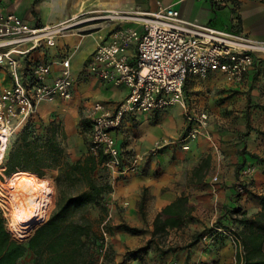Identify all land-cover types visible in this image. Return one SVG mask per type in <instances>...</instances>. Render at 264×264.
Here are the masks:
<instances>
[{
	"label": "crops",
	"instance_id": "0c3cea01",
	"mask_svg": "<svg viewBox=\"0 0 264 264\" xmlns=\"http://www.w3.org/2000/svg\"><path fill=\"white\" fill-rule=\"evenodd\" d=\"M164 6L174 7L189 20L264 40V0H0V15L13 13L34 26L81 20L58 37L54 46L30 53L31 61L50 65L46 81L59 74L62 59L70 58L71 98L40 100L27 119L33 133L46 135L47 128L54 129L64 151L61 160L74 162L92 154L86 105L94 101L114 104L127 95L126 86L103 81L85 67L98 43L108 41L117 25L130 23L106 14ZM126 53L135 60V45ZM10 84L9 74L0 67V91ZM183 96V101L159 111L128 113L113 131L122 165L132 162L135 155L140 157L134 170L105 175L109 187L103 201L108 208L107 240L113 247L114 264H235L237 248L215 226L222 230L232 224L241 227L242 212L252 216L262 207L264 61L258 59L239 83L219 72L205 78L189 75ZM203 111L208 114L210 139L179 141L191 127L187 115L195 117ZM247 165L254 167L244 178L250 189L238 192L235 183ZM100 170L99 165L94 169L95 179ZM21 174L41 180L22 170L8 178ZM47 175L55 177L57 169L47 170ZM180 197L184 200L180 224L163 226L165 216L156 222L162 209ZM124 224L140 231L131 232ZM199 232L203 235L190 245Z\"/></svg>",
	"mask_w": 264,
	"mask_h": 264
},
{
	"label": "built area",
	"instance_id": "2783aa9c",
	"mask_svg": "<svg viewBox=\"0 0 264 264\" xmlns=\"http://www.w3.org/2000/svg\"><path fill=\"white\" fill-rule=\"evenodd\" d=\"M106 17L130 23L117 25L108 41L98 43L85 67L101 80L124 85L128 91L124 99L114 104L91 102L85 107V116L90 124L89 151L104 156L101 164L111 175L134 170L140 159L135 155L129 164H121L113 131L124 115L159 111L183 101L189 75L206 77L219 72L228 81L239 83L264 55V40L254 39L243 31H224L189 20L172 6L152 11H114ZM80 21L34 26L13 13L0 15V67L11 80L0 91V163L11 136L31 117L38 101L71 98L74 78L70 58L62 59L59 74L46 81L50 65L31 61L30 53L39 47L54 46L58 37ZM131 45L136 48L135 60L126 53ZM187 119L191 122L190 130L179 141L200 136L210 139L206 112L195 117L188 114ZM253 170L252 165L240 170L235 183L237 191H244V178ZM218 230L228 236L237 252H243L233 228Z\"/></svg>",
	"mask_w": 264,
	"mask_h": 264
},
{
	"label": "trees",
	"instance_id": "16d2710c",
	"mask_svg": "<svg viewBox=\"0 0 264 264\" xmlns=\"http://www.w3.org/2000/svg\"><path fill=\"white\" fill-rule=\"evenodd\" d=\"M32 127L31 120H27L15 139L11 136L1 167L4 174L22 170L39 177L56 168V200L47 218L25 240L12 236L0 209V264H21L20 260L26 255H32L33 260L24 264H101L100 258L109 247L107 234L110 229L103 222L108 212L103 193L109 185L98 182L93 171L104 156L88 154L74 162L61 160L64 151L56 140L54 129L47 128L43 135L33 133ZM261 200V209L252 216L242 212L238 218L241 227L228 226L234 229L243 248L242 253L236 252L235 264H264V195ZM94 209L97 213L92 216ZM183 211L184 200L180 197L176 203L162 209L156 222L165 216L163 226L179 225ZM102 222L106 232L101 228ZM123 227L131 232L140 231L125 224ZM202 235L201 232L195 234L190 245Z\"/></svg>",
	"mask_w": 264,
	"mask_h": 264
},
{
	"label": "bare ground",
	"instance_id": "6f19581e",
	"mask_svg": "<svg viewBox=\"0 0 264 264\" xmlns=\"http://www.w3.org/2000/svg\"><path fill=\"white\" fill-rule=\"evenodd\" d=\"M7 186L12 207L10 230L16 237L24 239L30 228L45 216L51 187L45 181L23 174L10 179Z\"/></svg>",
	"mask_w": 264,
	"mask_h": 264
},
{
	"label": "rangeland",
	"instance_id": "374dc122",
	"mask_svg": "<svg viewBox=\"0 0 264 264\" xmlns=\"http://www.w3.org/2000/svg\"><path fill=\"white\" fill-rule=\"evenodd\" d=\"M259 59L262 60V61H264V55L260 56ZM101 163L99 164L100 169H101L100 170L101 173H100V176L96 177V180L98 182H101L102 183V182H106L105 175H107L109 173L107 172V169L104 166H102ZM52 174L53 173H51V175ZM9 176H10L9 174H6V173L4 174V171H3L2 167H1V163H0V209L3 212L4 217L6 218V227L8 228V230L10 231V233L12 234V236L15 237L16 239H19V240H25L32 233V231L35 229V227L38 226L40 223H42L47 218L48 214L53 209L54 204H55V200H56V195H57V193H56L57 192L56 182H55L53 176H49V175L43 176V177L37 176L41 180H46L47 183H48V185L51 187L50 201H49L48 207L46 209L45 216L42 217L40 220H38L30 228V230L28 231L27 236L23 239V238L16 237L12 233V231L10 230V218H11V213H12V207H11V199H10L11 198V193L9 192L10 189L7 186V183L9 181V178H8ZM245 187H246L245 189H247V190L250 189V187L248 185H245ZM259 191L261 192L262 190H259ZM262 195H264V193H262ZM96 213H97V210L96 209H94V210L91 211V215L92 216H95ZM103 222L107 223V217L105 218V220ZM103 222H102V225H101L102 227L101 228H102L103 231L106 232V225L107 224L103 227ZM110 228H111V226H109V229ZM107 236H108V234H107ZM109 241L110 240H108V244H109ZM108 246L109 247H107V250H106L105 254H102L103 257L100 258L101 264H114L113 263L114 261H113V258H112V252H113L112 249H113V247H111V245H108ZM32 260H33L32 255H26L24 258H22L20 260V263L21 264L30 263Z\"/></svg>",
	"mask_w": 264,
	"mask_h": 264
}]
</instances>
